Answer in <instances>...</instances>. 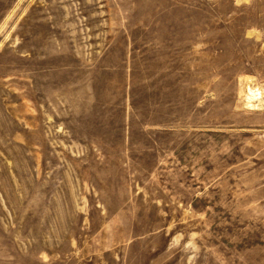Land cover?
I'll use <instances>...</instances> for the list:
<instances>
[{
  "label": "rangeland",
  "instance_id": "rangeland-1",
  "mask_svg": "<svg viewBox=\"0 0 264 264\" xmlns=\"http://www.w3.org/2000/svg\"><path fill=\"white\" fill-rule=\"evenodd\" d=\"M0 264H264V0H0Z\"/></svg>",
  "mask_w": 264,
  "mask_h": 264
},
{
  "label": "bare ground",
  "instance_id": "bare-ground-1",
  "mask_svg": "<svg viewBox=\"0 0 264 264\" xmlns=\"http://www.w3.org/2000/svg\"><path fill=\"white\" fill-rule=\"evenodd\" d=\"M261 97H262V93L260 91L250 89L249 95L247 94V103L249 104V106H253L255 104H250L249 102H253L256 99L259 102H261L262 101Z\"/></svg>",
  "mask_w": 264,
  "mask_h": 264
}]
</instances>
